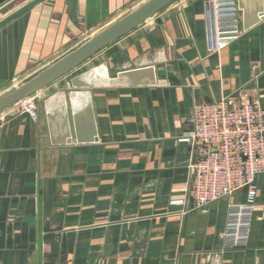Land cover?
I'll list each match as a JSON object with an SVG mask.
<instances>
[{
    "label": "crops",
    "instance_id": "1",
    "mask_svg": "<svg viewBox=\"0 0 264 264\" xmlns=\"http://www.w3.org/2000/svg\"><path fill=\"white\" fill-rule=\"evenodd\" d=\"M31 1L0 0V22ZM146 1L45 0L2 26L0 95ZM241 88L264 105V0H176L8 108L0 264H264V175L248 245L225 249L245 193L195 208L179 140L195 103Z\"/></svg>",
    "mask_w": 264,
    "mask_h": 264
},
{
    "label": "built area",
    "instance_id": "2",
    "mask_svg": "<svg viewBox=\"0 0 264 264\" xmlns=\"http://www.w3.org/2000/svg\"><path fill=\"white\" fill-rule=\"evenodd\" d=\"M191 129L179 140L193 150L189 163L188 197L195 208L245 193L230 201L223 232L225 249L248 245L257 178L264 175V105L257 92L238 89L212 102H197L189 117ZM221 254L212 264H220Z\"/></svg>",
    "mask_w": 264,
    "mask_h": 264
},
{
    "label": "water",
    "instance_id": "3",
    "mask_svg": "<svg viewBox=\"0 0 264 264\" xmlns=\"http://www.w3.org/2000/svg\"><path fill=\"white\" fill-rule=\"evenodd\" d=\"M43 1L45 0H33L29 2L8 18L1 21L0 28ZM175 1L176 0H148L131 12L122 16L116 22L108 25L79 47L40 71L34 77L0 95V114L5 112L14 104L33 96L60 77L68 74L92 57L95 53L105 48L107 45L111 44L135 27L151 19L162 9L166 8ZM149 72L150 70L141 69L129 72L128 74L136 77ZM207 101L211 102V99H207ZM95 139L96 133L93 131L90 138L84 141H93Z\"/></svg>",
    "mask_w": 264,
    "mask_h": 264
}]
</instances>
